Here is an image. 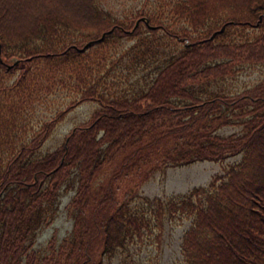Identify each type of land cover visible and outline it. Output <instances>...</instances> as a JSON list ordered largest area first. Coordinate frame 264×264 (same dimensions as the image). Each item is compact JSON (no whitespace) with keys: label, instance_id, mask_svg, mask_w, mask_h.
<instances>
[{"label":"trees","instance_id":"16d2710c","mask_svg":"<svg viewBox=\"0 0 264 264\" xmlns=\"http://www.w3.org/2000/svg\"><path fill=\"white\" fill-rule=\"evenodd\" d=\"M241 1L245 5L236 3ZM172 8L197 34L181 33L176 52L157 60L140 87L105 95L87 81L85 49L112 34L130 33L137 37L132 57L148 63L154 53L134 20L124 25L112 19L96 0H0V67L18 70L13 86L25 83L34 62L70 56L82 81L79 96L43 120L7 160L0 159V264H61L66 259L102 264L103 254L152 233V213L161 225L163 217H191L177 264H264V80L233 93L208 89L212 81L264 61V0H175ZM143 20L153 32L157 25L149 16ZM66 26L82 30L89 45L78 39L60 47L46 37ZM237 26L243 35L231 41ZM83 101L98 107L58 146L41 153L56 125ZM226 124L240 125V132L219 133ZM237 154L238 160L205 186L165 201L142 197L144 203H135L132 184L138 187L154 171ZM110 163L111 174L95 184ZM71 166L79 175L69 203V213L78 207L72 233L58 243L51 237L40 250L34 246L35 230L53 220L49 207ZM114 176L128 185L122 196L110 183ZM99 252L105 253L97 257Z\"/></svg>","mask_w":264,"mask_h":264},{"label":"rangeland","instance_id":"374dc122","mask_svg":"<svg viewBox=\"0 0 264 264\" xmlns=\"http://www.w3.org/2000/svg\"><path fill=\"white\" fill-rule=\"evenodd\" d=\"M174 2L175 0H96L98 8L112 19H119L124 25L134 20V26L139 25L141 37L145 38L144 41L149 44L154 56L149 58L148 63L135 60L132 57L135 47L132 46L135 45L136 35L112 34L106 41L85 49L87 54L82 60L87 63L85 71L91 73L87 78L88 83H94V87L105 95L122 91L128 93L143 85L146 74L151 72L156 61L175 53L179 48L182 41L178 36L182 35L181 33L193 36L198 32L192 29L185 16L173 11ZM236 3L243 6L246 2ZM143 15L149 16L151 23L157 25L153 32L145 29L144 22L151 27L153 25L143 20ZM239 27L231 30V41H236L243 35ZM249 28L257 33L259 31L256 27ZM59 29V32L48 34L46 37L60 47L70 40L81 39L80 41L86 42L88 39V35L79 28L66 26ZM252 34L253 31L246 35ZM40 38L35 42L45 39L44 36ZM86 44L89 45V42ZM73 66L71 56L34 62L24 80L25 83L19 86L12 85L18 70L11 72L0 67V159L7 160L14 148L29 139L43 120L80 95L81 91L77 85L82 81L78 80V71L73 69ZM259 80H264V61L246 64L235 74L212 81L208 89L233 93ZM97 107L98 103L95 101H83L70 110L43 143L41 153L58 146L65 133L75 124L87 120ZM217 131L223 135L239 133L240 125L226 124ZM238 158L239 154L228 156L219 162L196 160L183 165L165 166L142 180L138 187L132 184L133 193H136L135 203H144L142 197H158L165 201L170 196L176 197L189 192L193 187L205 186L212 175L222 174L223 169ZM106 167L105 165L97 174L95 184L109 172L111 174L113 165L110 163V168ZM70 170L69 176L55 191L53 204L49 207V211H55L53 220L35 230L34 246L40 250H45L47 243L50 245L51 237H54L51 240L58 243L63 236L72 233L73 216L78 207L72 208L69 213V203L76 191L79 175L77 167L71 166ZM110 183L120 196L128 188L123 179L116 180V176L112 177ZM149 215L153 223L150 228L152 233H141L139 238L134 237L125 241L122 246H116L113 253L103 254L102 264H177L181 261V238L190 224L191 217H163L161 225L153 216L154 213ZM158 218L160 219V215ZM159 226H162L161 230H158ZM102 253L105 252H99L97 257ZM38 255L41 256L42 251H39ZM61 264H72V259L63 260Z\"/></svg>","mask_w":264,"mask_h":264},{"label":"water","instance_id":"95a60500","mask_svg":"<svg viewBox=\"0 0 264 264\" xmlns=\"http://www.w3.org/2000/svg\"><path fill=\"white\" fill-rule=\"evenodd\" d=\"M222 28V27H221Z\"/></svg>","mask_w":264,"mask_h":264}]
</instances>
